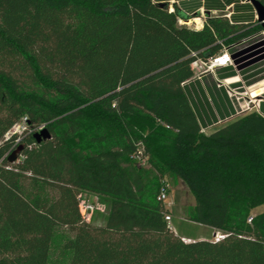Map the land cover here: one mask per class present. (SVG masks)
<instances>
[{"label":"trees","instance_id":"obj_1","mask_svg":"<svg viewBox=\"0 0 264 264\" xmlns=\"http://www.w3.org/2000/svg\"><path fill=\"white\" fill-rule=\"evenodd\" d=\"M189 18L152 0H0V264H264V118L206 135L183 86L195 59L262 28ZM23 117L50 137L5 140ZM167 178L194 199L184 220L222 239L175 234Z\"/></svg>","mask_w":264,"mask_h":264},{"label":"rangeland","instance_id":"obj_2","mask_svg":"<svg viewBox=\"0 0 264 264\" xmlns=\"http://www.w3.org/2000/svg\"><path fill=\"white\" fill-rule=\"evenodd\" d=\"M246 1L250 2V0ZM230 12L231 9H227L224 12L212 13L211 15L215 17H225L228 16ZM254 13L255 19L246 24L252 28L259 25L261 26V23L257 20L255 9ZM196 24L191 21L189 26L193 27ZM226 49H229L232 54V62L229 66L233 70L234 75L222 77L224 73L219 72L218 69L207 73H203L201 70H195L193 72L194 78L200 80L199 82L205 94V98L216 119L219 121L215 125L202 130L206 135L247 114L258 113L264 115L260 111L261 104H264V29L262 28L261 30L254 31L250 36L242 39L236 44L223 46L221 51ZM209 58L211 57L207 59ZM234 77L237 78V80H234ZM215 92L221 97L226 96L233 109L232 113L223 119L220 118V115L215 109L213 100V94ZM37 129L34 130L29 124L25 132L20 135L17 133L12 136L21 137L25 134L37 133ZM164 186L167 191L164 205L170 217V226L174 229L173 231H176L178 235L183 237L202 240L207 239L209 241H214L217 236L223 235L221 232L213 231L204 226L191 224L184 220V210L194 205V199L179 180L167 178L164 182ZM83 203L91 205L92 210L84 213V209L82 208ZM79 207L87 221L94 224L104 223L106 206L93 195L82 194ZM261 210L262 208H257L253 211V214H258Z\"/></svg>","mask_w":264,"mask_h":264},{"label":"crops","instance_id":"obj_3","mask_svg":"<svg viewBox=\"0 0 264 264\" xmlns=\"http://www.w3.org/2000/svg\"><path fill=\"white\" fill-rule=\"evenodd\" d=\"M154 3H167L168 10L177 11L181 16L190 17L197 23V29H202L207 17L212 16V13L224 12L231 9L228 16H225L232 24H247L255 19L254 8L250 2L246 0H152ZM184 20V19H180ZM223 72L222 77L234 75L230 66L218 69ZM237 80V78H233ZM200 80L195 79L194 76L183 84L187 97L196 113L198 121L202 130H205L217 123V119L209 106L205 94L201 88ZM214 104L220 118L229 116L233 109L226 98V96H219L214 93ZM261 113L264 114V104L260 107ZM264 118V115H261ZM176 233V231H174ZM184 241H190L193 238L183 237Z\"/></svg>","mask_w":264,"mask_h":264},{"label":"built area","instance_id":"obj_4","mask_svg":"<svg viewBox=\"0 0 264 264\" xmlns=\"http://www.w3.org/2000/svg\"><path fill=\"white\" fill-rule=\"evenodd\" d=\"M191 21H193L196 24L195 20L190 19V18L188 19V21L179 19L178 24L180 26H186L188 28L198 30L197 24L193 27L189 26ZM192 55L194 56L195 54L193 53ZM231 62H232V54H231L229 49H226V50L221 51L219 54H217V55H215V56H213L207 60L195 59L191 63V69L193 72L195 70H201L203 73H207V72H210V71L215 70V69L226 68L227 66H229L231 64ZM217 122H219V121L217 120ZM28 125H29V122H28L27 118L26 117L21 118L5 134V140L8 139L12 135H16L17 133H19L18 135L22 134L23 132H25L27 130ZM42 129H43V127H39L37 130H38V132H40ZM18 141H19V137H17L16 142H18ZM133 159L135 160V162L139 166H142V167L146 166V158H141V156L139 154L134 155ZM166 197H167V191H166L165 186H163L161 188L159 194H158L157 199L159 201L164 202ZM82 208L84 209V213L92 210L91 205H89V204L87 205V204L83 203ZM80 212H81V208H80ZM81 214L84 217V214L82 212H81ZM164 220L166 221L167 225L172 229V227L170 226V217L168 214L165 215ZM172 230H174V229H172ZM223 237H224L223 235L217 236L214 241H218V240L222 239Z\"/></svg>","mask_w":264,"mask_h":264},{"label":"water","instance_id":"obj_5","mask_svg":"<svg viewBox=\"0 0 264 264\" xmlns=\"http://www.w3.org/2000/svg\"><path fill=\"white\" fill-rule=\"evenodd\" d=\"M251 5L254 7L256 14H257V20L261 23L262 28L264 29V6L259 3L257 0H250ZM158 7L162 9H168L167 3H156ZM36 139L40 141V139H48L49 133L46 129H42L39 133L35 135Z\"/></svg>","mask_w":264,"mask_h":264}]
</instances>
